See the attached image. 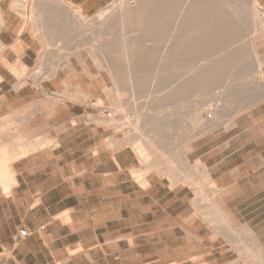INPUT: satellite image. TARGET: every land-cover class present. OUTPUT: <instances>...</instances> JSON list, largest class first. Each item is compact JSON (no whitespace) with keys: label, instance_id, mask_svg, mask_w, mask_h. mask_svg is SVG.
<instances>
[{"label":"crops","instance_id":"obj_1","mask_svg":"<svg viewBox=\"0 0 264 264\" xmlns=\"http://www.w3.org/2000/svg\"><path fill=\"white\" fill-rule=\"evenodd\" d=\"M14 1L0 0V264H125L127 252L159 264H233L238 224L252 227L264 245V101L239 115L220 145L206 151L205 140L215 135L192 144L189 155L199 158L213 186L173 189L150 174L143 187L132 174H141L136 153L123 148L125 140L110 147L106 123L89 119L92 99H72L77 90L93 96L92 87L79 84L55 99L66 91L61 66L38 85L24 78L37 65L40 38L49 46L48 30L71 26L70 6L59 0L62 11H50L56 0H35L26 23ZM66 1L88 15L112 3ZM263 37L257 45L252 33L241 49L254 42L264 62ZM131 224L137 229L129 237L124 227ZM23 229L30 236L20 240Z\"/></svg>","mask_w":264,"mask_h":264},{"label":"bare ground","instance_id":"obj_2","mask_svg":"<svg viewBox=\"0 0 264 264\" xmlns=\"http://www.w3.org/2000/svg\"><path fill=\"white\" fill-rule=\"evenodd\" d=\"M260 1L261 0H249L248 2H243L239 0L237 1L239 3L237 6V3H233V0H118L115 3L113 2V4L109 5L106 9L99 13L98 17L95 19L94 26H99L100 24H102V22H104L105 25H107V31H109V33H107L106 31V37L110 36L111 30L119 28L122 37L121 52L120 50L117 52L118 44L110 41H106L105 44L101 45L96 44L97 46L95 45V48H97L95 50L91 49V42L93 40L96 41L97 39L98 41H100L99 37H97V34L91 36V39L93 40L89 42L90 44L86 42L88 37L83 40V44L80 46V48L82 46L84 47L91 45L89 48L91 49L93 56L95 55V63H99V68H104L108 72V75H110L109 77L112 78L111 81H113V88L110 89L107 86H103V91L105 92V94H119L122 91L123 86H126L127 91H130L131 95L134 97L133 94H137L136 92L140 90L139 88L143 89L146 87L145 89H147L148 87L153 86L154 84H146V86L145 84H142L141 81V74L144 73V70H142V65L149 63V61H151L153 64V67L150 68L152 71L150 72V74H152V76L154 77V83L157 82L159 76H166L167 71L164 62H171L173 68L175 69L178 68L177 64L179 63V61L180 65H182V63H185L184 70L173 75L175 76V79H172L173 81L171 80V83L169 84L170 88L167 91L165 90L166 92L164 96L158 97L157 99L151 97V100H153L151 106L148 103L143 105L146 106V108L149 106L151 110L153 109L151 112H154V110L156 109V112L162 109L165 110L171 100L175 97L182 95L186 96L187 98H189L190 96L196 97L201 93H205L206 91L208 92L209 89L215 90L216 88H220L217 86H223L224 88L221 87L224 89L221 92L223 94V98H221L223 104L222 102L220 104L219 100L218 106L216 104L213 105V101L210 100L213 106H217L214 109H210V106L212 105H210L209 103L202 104L203 102H206V100L203 99V102H195V106L197 105V103L200 105L201 102L202 105H197L196 107H194V109H192L193 111L191 110L190 113L187 112L188 117L186 118L189 119V122L191 121L190 124H188V128H190L189 125H191V123L193 124L190 128L191 131L192 129L193 131L190 132V136L187 140L189 142L188 144H186L187 147V145H190L192 142L195 143L198 140L206 137V135L218 131L219 123L224 118H226V113L230 111L229 109H226L228 111L225 112V108L227 107L226 104L230 103V100H228L229 97L233 96V93L235 91H241L240 88L242 86H237L236 88H234L235 86H233L230 88V85L232 84L229 85L228 83L229 86L227 88V86L225 87L223 84L225 80L224 78H228L227 76H229L230 78V76L232 77L233 75H235V69L237 67L239 70L242 69L239 68V66H241V62H239L240 65L231 64L230 59H232L235 55V57L244 56V58L248 56L249 58L255 60V69L251 73H257V75H259V83H257L258 80H256V94H253V97H249V99H247V101L242 104L241 109L236 110L237 113L234 111V114H236L235 116L233 115L234 117H232L233 119L231 120L232 122L230 121V123L233 124L234 118L236 116H239L238 114L241 115L242 113L248 111L250 107H252L256 103L258 104L259 101L262 102L261 100L264 99V76H262L264 74V62H262L261 58L258 56L257 48L254 42H252V44L247 47L248 51L246 53H243V51H239L244 49L237 50V47H234V45L231 43L229 45L225 44V46H218L219 42L223 43L229 41V39L232 40V37L229 38L227 32H230L235 23L238 25L244 23V25H247L248 23H250L249 25H252L250 27H253L252 33L257 40L264 36V7H260ZM24 3L25 0L22 2V5ZM49 5L50 4L46 2V5L44 4V7H48ZM51 5L52 6L50 7V11H62V6H65V3L56 0V3ZM30 7L33 9L35 7L37 8V4L33 1V5ZM68 8L71 9V13L73 14L71 15L73 25L81 28V30L83 31L87 23L82 21L83 18L81 11L75 10L70 7ZM233 12H240V14L238 13L234 15ZM147 14H149L150 18H147ZM233 17L238 18L234 19ZM243 18L245 19V21ZM138 34L147 36L144 41L152 43V51L150 50L151 52L148 50H142L140 46H138V48L136 47L138 43ZM89 40L90 39H88V41ZM92 43H94V41ZM247 48H245V50ZM217 50H223L224 52H218ZM80 53H77V55L75 54L76 58L80 60L84 72L86 71L87 74H91L88 68L89 65L87 66L85 60L80 57ZM118 57L120 58V61L118 60ZM233 60L234 59H232V61ZM64 62L65 61H63V63ZM150 69L147 68L146 70L149 71ZM238 69H236V71H238ZM146 70L145 73H147ZM222 73L223 76L221 75ZM224 73H226V75ZM95 77L99 78L101 77V75L99 74ZM221 77L223 79H221ZM221 80L223 82L220 83L219 81ZM22 86L23 85H21L20 87ZM211 91L213 92V90ZM221 93H219L218 95H220ZM67 96L68 95L66 94L63 95V97ZM137 96L135 95V97ZM71 97L73 100L78 101L79 99H88L90 95L77 90V92ZM214 99L212 100H214V102L216 103V100L218 98ZM115 102L117 101L115 100ZM115 102L113 100V104ZM95 104L96 107H100L102 101H99ZM208 105H210L209 108H207ZM119 107L120 106H118L117 108ZM149 107L146 110H148ZM228 107H230L229 104ZM114 110L115 112H113L114 114L112 113L113 115L111 114L109 116H106V118L101 117L100 121L106 123L107 125L115 124L119 120V112H117L118 110L116 109ZM205 111H212V113L214 112L215 119L212 116L211 119L207 118V120H204L202 115ZM146 116L140 119V123L138 124V126L131 130L136 129L133 134L140 137V140L138 139L132 142L134 143L135 151L138 153V155H140L144 162L148 163L151 160L150 158L154 154L161 156V154L163 155V151L159 147H157V143L155 141H146V143L144 142L145 139L152 137V133H146V130L144 129H148V127H150V129H157L158 126V118H156V113L153 116L151 114V116H148V118ZM186 118L184 117V121ZM153 124L154 126H152ZM126 143L130 144L131 141L127 140ZM148 146L151 148V150ZM161 159H163V157H161ZM154 167L159 169L160 166ZM166 168L168 169L170 167ZM166 168H164V170L163 168L162 170L160 169L161 172L166 171ZM135 173H137L136 175H138V181L142 182L144 178L140 177H142L146 173ZM205 174L207 173L205 172ZM182 176H180V178ZM185 178L187 179V177ZM194 180L191 178V181ZM175 184H177V180ZM220 214L222 215L223 213L220 212ZM224 217L225 216H223L222 218L224 219ZM221 222L223 223V220ZM225 225L227 226L228 224ZM235 231L236 230H234V232ZM237 234L238 232H236V236H238ZM254 246L257 249V252L255 253L259 256H256V254H253L254 252H251L253 255H250L251 253L248 254V256L250 255L249 258L247 257L248 260L250 262L254 261L258 264H264L263 247L260 244H255ZM251 256H254L256 258Z\"/></svg>","mask_w":264,"mask_h":264},{"label":"rangeland","instance_id":"obj_3","mask_svg":"<svg viewBox=\"0 0 264 264\" xmlns=\"http://www.w3.org/2000/svg\"><path fill=\"white\" fill-rule=\"evenodd\" d=\"M18 1H20V0H15L12 3V5H15V4L17 5V6H14L15 9L13 8V10L15 12H17V14L20 17H22L26 23H27V20L31 21V19H33V8H31L30 6L33 5V1L35 2V0H27L26 7L21 8V9L19 8ZM47 1H51V0H47ZM64 1L71 8H73L75 10H81L80 8L72 5L71 3L67 2L66 0H64ZM116 1H118V0H112L111 4H113V2L115 3ZM225 1H230V0H225ZM237 1H239V0H233V3H237V6H238L239 3ZM240 1L248 2L249 0H240ZM259 5H260V7L262 6L261 1H260ZM81 13H82V18H83L82 21L87 23V25L85 26L83 31L81 30V28L74 26L72 23L71 26L68 28L67 27L61 28V26H58L57 28L54 27V28H51V30H48L46 33L47 34L46 38L49 39V42H48L49 46H47V44L44 42L45 41L44 38H40L41 43H42L41 44L42 48H41L39 56H38L37 65L33 70L27 71L24 75V78H31L34 80V82H33L34 85H38L40 83L39 77L41 75L45 74V76L47 78H50V73L54 69L61 66L62 69H60V71L62 72V74H65L67 76V81L63 83V85L66 86V91H65V93H56L54 96L55 99H60V97H57V96L67 94L68 91L69 92L72 90L76 91V89L78 87H80L79 84H82L85 87L86 86L92 87L94 90L93 96H90L88 98V100L92 99L93 101L89 102V103L92 104L94 102L98 103L99 101H102V104L100 107L107 108L108 113L110 115L113 112H115L114 109L118 110L117 112H119L118 113L119 120L115 124H111V125L106 124V125H103V127L105 129L109 130L110 147L115 148V146L113 145V141H115V140L116 141H124L125 140V142H127V140L131 141L130 144L126 143L125 147H123V148L131 149L136 153V155L140 161V165H139L137 171L146 172V174H144L145 176L143 175L142 177H140V178H144V181H142V182L138 181L139 178H137V176L134 173H132L135 180L138 183H140L141 186L147 187L146 186L147 185L146 184V180H147L146 177L150 174L155 175V176L158 175L162 179H167L171 183V188H173V189H181L183 187L188 186L195 191V190H197V188H199V186H203L206 188H210L211 186H213V183L211 182L210 176L207 175V177H205L203 171L201 170V167L203 165H202V162L197 160L199 158H197L196 155H192V156L189 155L190 149H191V144L193 142L190 145H187V147H186V144H188V142H189L187 140L190 136V132L193 131V129H192V131L190 129L192 127L191 125H193V124L191 123V125H189L190 128H188V124H190L191 121L189 122L188 121L189 119H187L186 117H188L187 112L190 113L191 110L194 109V107L199 105L197 103V105L195 106V104H196L195 102H197V101L200 102L204 99V100H206V102L202 101L203 103L202 102L201 103L202 104L209 103L210 105H212L211 101H213L212 102L213 105L216 104L218 106V103L220 100V104H221V102L223 104V101L221 100V98H223V96H222L223 94L221 92H222V90H224L223 89L224 87L223 86H217L220 88H216L215 90L211 89V90H213V92L209 89L208 92L206 91L205 93H201L200 95H198L196 97L190 96L189 97L190 99L187 98L186 96H183V95L175 97L171 100V102L169 101L171 104L169 103L168 107L165 110L162 109L163 112H162V110L156 112L157 109L154 110V112H151L153 109L151 110L150 107L147 105L149 107L150 111H149V109L146 110L148 107L146 108V106H143V105L148 103L151 106L152 101H153V100H151L152 98L157 99L158 97L164 96L165 92L167 90H169V88H170L169 84L171 83V80L175 79V76H173V75L176 73H180V71L184 70L185 63H182V65H180V61H179V63L177 64L178 68L175 69V68H173V65L171 62H169V61L164 62V65H165L166 71H167L166 76H159V79L157 80V82L154 83L153 82L154 77L152 76V74H150V72H152L150 68L153 67V64L151 61H149V63L151 62L150 64L147 63L149 65H147V64L142 65V70H144V73L141 74V77H142L141 81H142V84H145V85L146 84H148V85L154 84L153 85L154 87L150 86L147 89H145L146 87L143 89L139 88L140 90L136 92L137 94L132 93L134 95V97H135V95L136 96L138 95L135 98L131 95L130 91H127L126 86H123L122 91H121L122 93L120 92L119 94L118 93L105 94V92L103 91V86H105V87L107 86L108 88L111 89V88H113V81H111L112 78L109 77L110 75H108V72L104 68L100 69L99 63L98 64L95 63V59H94L95 55L93 56L91 49L95 50L97 48V47L95 48L96 44L101 45V44H105L106 41H110V42H113L115 44H118L117 52L119 50L121 52V45H122L121 39H122V37L120 34V30H119V28L114 27L115 29L111 30L110 36L106 37L105 34L107 31V25H105L104 22H102V24H100L99 26H96V27L94 26L95 19L98 17L99 13H97V14L91 13L88 15L86 13H83L82 10H81ZM238 13L240 14V12H233L234 15L238 14ZM147 15H148L147 18H150L149 14H147ZM233 18L236 19L238 17H233ZM244 21H245V19H244ZM244 24H241L239 26L244 27L245 26ZM249 24H247L248 26L244 27V28H242V27L236 28L235 26L238 24L235 23L233 25V27L231 28L230 32H227V34H228L229 38L232 37V39L236 38L238 35L239 36L241 35V39H239V40L234 39V41L229 39V41H227V42L222 41L223 43L219 42L218 43L219 45L218 44L217 45L218 46H225V44L229 45L230 43L231 44L233 43L234 46H238L240 49L248 46L252 41L251 39H252V29H253V27H250L252 25H249ZM107 33H109V31H107ZM96 34L98 35L97 37H99L100 41H98L97 39H96V41L91 39V36L96 35ZM146 37L147 36H145L143 34H138L137 35V40H138L137 42L138 43H137L136 47L138 48V46H140L142 50L150 51L152 43L144 41ZM86 38H87V41H86L87 43L91 42V40L94 41V43H92L93 41L91 42V44H92L91 49L89 48L91 45L90 46L89 45L84 46V47L82 46L80 48V46L83 44V40H85ZM88 39H90V40L88 41ZM257 41L258 40H255V43ZM260 41L261 40H259L257 42V45ZM217 51L218 52L219 51L224 52L223 50H217ZM239 51H243V53H246L248 51V48L246 50L244 49V50H239ZM77 53H80V57H82L85 60L87 66L89 65L88 68H89L91 75L93 76V77H91L93 79V83H91L89 81L86 71L84 72L83 67L81 66L82 64H80V60L78 58H76ZM257 53H258V48H257ZM235 56L232 58V59H234L233 61H232V59H230L231 64L234 65V64H239V62H241V66H243V67L239 66V68H242L241 70H239L237 65H236V67H237L236 69H238V71H236V69H235V75H233L232 77L230 76V78H229V76H227L230 80L228 78H224L225 80L226 79L227 80L226 81L224 80L223 84L225 87L227 86V88L230 84H232V85H230V88L233 86H235L234 88H236L237 86H239V87L242 86L240 88L241 91L240 92L235 91L233 93V96L229 97L228 100H230V103L226 104L227 107L225 106L226 107L225 110L229 109L230 111L228 113H226L227 116L225 119H223L224 121L222 120L223 123H222L220 129L215 133L206 135V136L215 135L216 137H219V139L216 141L213 140L212 136L208 137L205 140L206 144H207L206 145V151L211 150L213 147H215L217 145H220L224 139L227 140L231 137V135L233 133L228 134L226 136H222V135H224L225 132H228L231 130L232 124L230 123V121L233 119L232 117H234L235 114L237 113L236 110H238V109L240 110L242 104L245 101H247V99H249V97H253V94H256V91H257L256 90L257 86H255V84L259 83V79H258L259 75H257V73H253V74L251 73L255 69V64H254L255 60H253L252 58H249L248 56L245 58H244V56L243 57H235ZM258 56H259V54H258ZM118 60L120 61L119 57H118ZM261 60H262V58H261ZM63 61H65V62L63 63ZM66 64H68V65H66ZM151 64H152V66H151ZM143 67H145V68H143ZM147 68L150 70L149 71L146 70ZM145 70L147 73H145ZM99 74L101 75V77L96 78L95 76H97ZM167 74H168V76H167ZM224 74L226 75V73H224ZM221 75L223 76V73ZM262 76H264V74ZM221 79H223V78L221 77ZM256 80H258L257 83H256ZM219 82L221 83L223 81L221 80ZM228 83H229V85H228ZM221 87H223V88H221ZM214 93H216V94H214ZM219 93H221L220 95L222 97L220 95H218ZM107 95H110V96H107ZM52 97L53 96L50 95V98H52ZM214 98H216V99L218 98L216 100V103L214 102V100H215ZM64 99L61 98V100H64ZM212 99H214V100H212ZM113 100H114V102H115V100L117 102H115L113 104ZM261 101L263 102L264 99H262ZM201 103H200V105H202ZM259 103H261V102L259 101L258 104ZM228 104L230 107H228ZM113 105H115V106H113ZM210 105H208L207 108H209ZM213 105L210 106L211 107L210 109H214L215 107H217L216 105L215 106H213ZM255 105H257V103ZM255 105H253L251 108H253ZM118 106H120V107L117 108ZM97 107L94 106L95 114L89 116V119L95 123L97 122L96 120L98 118H101V117L106 118V115L103 116L101 114V112L99 115L96 114V111L99 110ZM209 111H205L206 113L203 112L205 114V115L203 114L205 117L202 115L204 120H207V116L212 113V111L211 112H209ZM227 111L228 110H226L225 112H227ZM234 111L236 112L235 114H234ZM155 113H156V118H158L157 129H150V127H148V129L145 128L144 130H146V133H150V132L152 133V135H151L152 137L145 139V140L143 139V140L145 143H146V141H155L157 143V147H159L163 151L164 156L162 154H161V156L154 154L150 158L151 160L147 163V162H144L142 160L140 155H138V153L134 149L135 148L134 143H132V142H134L138 139L140 140V137L138 135L133 134L136 129L135 130H131V129L138 126V124L140 123V119H142L146 115H147L146 117L148 118V116H151V114L153 116V115H155ZM211 115L215 119L214 112ZM238 115H240V114H238ZM184 117L186 118L185 121L187 120L188 122L184 121ZM237 117L238 116H236L234 118V120H236ZM152 126H154V124ZM127 134L131 137H129ZM149 149L151 150L150 147H149ZM161 157H163V159H161ZM151 165L160 166V167H159V169H157V168L149 169L148 166H151ZM165 166L170 167V168L167 169ZM161 167L163 168V170H164V168H166L167 173H166V171L161 172V170H162ZM180 176H182V177L180 178ZM185 177H187V179ZM191 178L193 180L195 178V180L191 181ZM178 179H179V181H178ZM176 180H177V184H175ZM180 180H181V182H180ZM211 196H213V195H211ZM124 228H125L126 235L129 237L132 236V234L134 233V230L137 229V227L135 228L133 224L126 225V227H124ZM112 229L117 230L118 227H113ZM251 229H252V227H251ZM251 229L248 228L246 225L243 226L241 224H238V234H237L238 236H237V238H239V239H238L237 243H235V251H236L238 256H235V257L230 259L233 262V264H258L254 261L250 262L248 260L249 257L248 258L246 257V255L250 254L251 252H254V254H256L255 252H257V249L254 246L255 244H260L264 249L263 243L259 242L258 240H255L256 239L255 233ZM178 234L180 235V232ZM159 237H162V236L160 235ZM251 237L253 240H251ZM164 238H166V236ZM255 249H256V251H255ZM207 251H209V250H207ZM143 252H145V253L149 252V248L148 247L144 248ZM256 256H259V255L256 254ZM251 257H254V256H251ZM254 258H256V257H254ZM157 260H161V259H156L155 257H148V256L142 257V258H137V257H134L132 252L131 253L127 252L126 258H125V264H145V263L146 264H159V262H157ZM202 260L203 259H201V258L200 259H192V262L197 263V262L202 261Z\"/></svg>","mask_w":264,"mask_h":264},{"label":"built area","instance_id":"obj_4","mask_svg":"<svg viewBox=\"0 0 264 264\" xmlns=\"http://www.w3.org/2000/svg\"><path fill=\"white\" fill-rule=\"evenodd\" d=\"M95 105H96L95 103H92V106H95ZM97 108L101 111V113H102L103 115H106V116H109V115H110V114L108 113V109H107V108H104V107H97ZM207 118H208V119H211V118H212V115L209 114V115L207 116ZM29 236H30L29 231H28V230H25V229L21 230V231L19 232V234H18V238H19L20 240H24V239L28 238Z\"/></svg>","mask_w":264,"mask_h":264}]
</instances>
